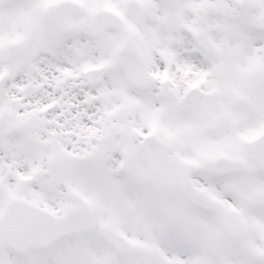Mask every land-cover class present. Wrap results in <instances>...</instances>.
Instances as JSON below:
<instances>
[{
    "label": "snow or ice",
    "instance_id": "obj_1",
    "mask_svg": "<svg viewBox=\"0 0 264 264\" xmlns=\"http://www.w3.org/2000/svg\"><path fill=\"white\" fill-rule=\"evenodd\" d=\"M0 264H264V0H0Z\"/></svg>",
    "mask_w": 264,
    "mask_h": 264
}]
</instances>
